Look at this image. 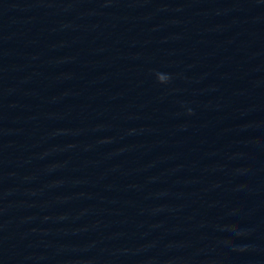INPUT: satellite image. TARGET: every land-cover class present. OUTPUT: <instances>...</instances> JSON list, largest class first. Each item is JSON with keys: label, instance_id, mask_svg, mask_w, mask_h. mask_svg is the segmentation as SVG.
I'll return each mask as SVG.
<instances>
[{"label": "water", "instance_id": "95a60500", "mask_svg": "<svg viewBox=\"0 0 264 264\" xmlns=\"http://www.w3.org/2000/svg\"><path fill=\"white\" fill-rule=\"evenodd\" d=\"M0 264H264V0H0Z\"/></svg>", "mask_w": 264, "mask_h": 264}]
</instances>
